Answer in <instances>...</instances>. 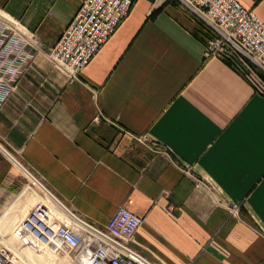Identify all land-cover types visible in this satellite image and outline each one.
I'll list each match as a JSON object with an SVG mask.
<instances>
[{
	"label": "crops",
	"instance_id": "obj_1",
	"mask_svg": "<svg viewBox=\"0 0 264 264\" xmlns=\"http://www.w3.org/2000/svg\"><path fill=\"white\" fill-rule=\"evenodd\" d=\"M238 1L264 20V0ZM81 2L0 0V13L33 34V58L0 108V144L93 227L122 204L141 216L127 243L151 264H264L261 69L205 58L197 21L177 1L135 0L71 78L47 49ZM36 201L53 217L33 227ZM60 224L88 229L0 151L9 262L81 264L55 236Z\"/></svg>",
	"mask_w": 264,
	"mask_h": 264
},
{
	"label": "built area",
	"instance_id": "obj_2",
	"mask_svg": "<svg viewBox=\"0 0 264 264\" xmlns=\"http://www.w3.org/2000/svg\"><path fill=\"white\" fill-rule=\"evenodd\" d=\"M135 0H82L57 41L48 47L52 65L71 78H78L101 45L128 16ZM209 35L203 55L239 57L264 72V20L238 0H175ZM0 108L13 91L23 69L32 58L24 31L10 18L0 15ZM3 18V19H2ZM33 38V37H32ZM98 116L93 118L94 121ZM145 137V136H144ZM53 212L43 201L28 211V225L48 222ZM142 217L127 205H120L105 228L76 232L65 224L57 225L55 236L66 244L81 264H151L127 243L142 223ZM0 264H11L0 252Z\"/></svg>",
	"mask_w": 264,
	"mask_h": 264
},
{
	"label": "water",
	"instance_id": "obj_3",
	"mask_svg": "<svg viewBox=\"0 0 264 264\" xmlns=\"http://www.w3.org/2000/svg\"><path fill=\"white\" fill-rule=\"evenodd\" d=\"M0 151L3 152L12 162H14L29 178L35 182L59 207H61L75 221L85 225L90 230H96L95 227L79 218L71 210H69L55 195H53L41 182H39L7 149L0 144Z\"/></svg>",
	"mask_w": 264,
	"mask_h": 264
},
{
	"label": "trees",
	"instance_id": "obj_4",
	"mask_svg": "<svg viewBox=\"0 0 264 264\" xmlns=\"http://www.w3.org/2000/svg\"><path fill=\"white\" fill-rule=\"evenodd\" d=\"M196 20V19H195ZM197 21V20H196ZM197 32L200 34V36L204 39V42L206 41L207 36L209 35V31L206 26H204L200 21H197ZM232 62H235V59L232 57H228Z\"/></svg>",
	"mask_w": 264,
	"mask_h": 264
},
{
	"label": "rangeland",
	"instance_id": "obj_5",
	"mask_svg": "<svg viewBox=\"0 0 264 264\" xmlns=\"http://www.w3.org/2000/svg\"><path fill=\"white\" fill-rule=\"evenodd\" d=\"M1 18V17H0ZM3 19V18H2ZM241 70H243V72H247V70H246V68L245 69H241ZM257 72H258V74L261 76V77H263L264 78V72L263 71H261V70H257ZM0 252L2 253L3 252V250H0ZM6 257H8V259H10V257H9V255H5ZM0 259H1V256H0Z\"/></svg>",
	"mask_w": 264,
	"mask_h": 264
},
{
	"label": "bare ground",
	"instance_id": "obj_6",
	"mask_svg": "<svg viewBox=\"0 0 264 264\" xmlns=\"http://www.w3.org/2000/svg\"><path fill=\"white\" fill-rule=\"evenodd\" d=\"M0 15L1 16H3V17H6V18H9V17H7L6 15H4V14H2V13H0ZM69 216V215H68ZM72 218V217H71ZM73 219V218H72ZM74 220V219H73ZM75 221V220H74ZM76 222V221H75ZM40 223V222H39Z\"/></svg>",
	"mask_w": 264,
	"mask_h": 264
}]
</instances>
